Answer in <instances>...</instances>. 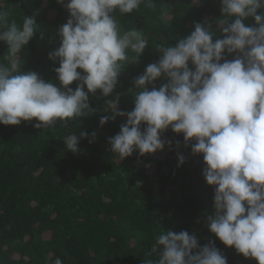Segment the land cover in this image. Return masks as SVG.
Instances as JSON below:
<instances>
[{"label":"trees","instance_id":"trees-1","mask_svg":"<svg viewBox=\"0 0 264 264\" xmlns=\"http://www.w3.org/2000/svg\"><path fill=\"white\" fill-rule=\"evenodd\" d=\"M152 2L154 7L141 4L131 14H113L122 31L139 30L148 45L135 60V53L128 52L130 60L110 95L99 89L88 93L89 112L49 128H34L35 118L19 125L0 124V264H54L57 258L62 264H142L146 257L158 258L162 246L153 251L155 238L169 231L195 236L198 248L193 254L208 245L217 248L227 264H257L210 232L207 218L215 214L216 186L204 179L203 154L191 151L195 140L186 144L183 133L169 126L160 133L162 150L143 156L134 151L121 161L110 151L109 139L120 132L127 116H115L103 125L100 120L113 116L108 103L117 98V110L126 114L134 109L140 91L135 80L148 65L158 63L157 45L174 47L196 23L211 25L213 42L225 37L217 24L224 19L221 0ZM67 3L5 0L11 19L19 24L23 17H33L37 25L20 53L19 72H35L57 87L59 60L49 59V53L60 46L59 29L71 18ZM261 13L264 8L257 10ZM242 22L257 26L253 17ZM6 53L7 44L0 41V60ZM237 55L225 53L220 63ZM167 82L162 75L145 87L159 90ZM80 83L68 87L74 91ZM83 90L87 93L86 86ZM146 127L142 123L141 131ZM81 132L89 135L79 140V151H68L64 137H79ZM180 155L185 160L177 166Z\"/></svg>","mask_w":264,"mask_h":264},{"label":"clouds","instance_id":"clouds-1","mask_svg":"<svg viewBox=\"0 0 264 264\" xmlns=\"http://www.w3.org/2000/svg\"><path fill=\"white\" fill-rule=\"evenodd\" d=\"M221 3L224 19L217 24L225 37L213 42L211 25L196 23L174 47L157 45L158 63L148 65L135 80L140 91L134 109L125 114L117 110L118 98L110 101L113 116L102 117L100 124L127 116L120 132L109 139L110 151L119 161L134 151L143 156L162 150L165 141L160 133L169 126L174 133H183L186 144L195 140L191 151L203 154L204 179L216 186L215 214L207 218L210 232L243 257L264 264V13L257 14L264 0ZM141 4L155 6L152 0H68L71 18L59 29L60 46L49 53V59L59 60L57 87L35 72H19L20 53L37 25L33 17H23L18 24L10 18L5 0H0V41L7 44L0 60V124L19 125L33 118L38 121L34 128L66 124L90 111L88 93L99 89L110 95L130 60L128 52L135 53L131 58L135 60L148 45L139 30L122 31L113 14H131ZM231 17L235 19L229 23ZM248 17L254 18L256 27L245 26L242 21ZM234 52L235 59L220 63L225 53ZM162 75L168 82L159 90H147L145 86ZM73 81H81L74 91L68 87ZM142 123L147 125L143 132ZM88 135L65 136V148L77 153L79 140ZM184 160L178 156L177 166ZM158 246H162L158 258L146 257L142 264H227L214 246L205 245L193 254L197 239L187 231L160 233L155 253ZM54 264L62 261L57 258Z\"/></svg>","mask_w":264,"mask_h":264}]
</instances>
